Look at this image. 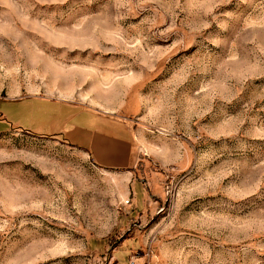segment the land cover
<instances>
[{"label":"rangeland","instance_id":"obj_1","mask_svg":"<svg viewBox=\"0 0 264 264\" xmlns=\"http://www.w3.org/2000/svg\"><path fill=\"white\" fill-rule=\"evenodd\" d=\"M0 264H264V0H0Z\"/></svg>","mask_w":264,"mask_h":264},{"label":"crops","instance_id":"obj_2","mask_svg":"<svg viewBox=\"0 0 264 264\" xmlns=\"http://www.w3.org/2000/svg\"><path fill=\"white\" fill-rule=\"evenodd\" d=\"M102 116L112 118L106 114L100 113ZM114 120V118H113ZM116 123L124 127V136L129 139H115L112 135L106 133H98L89 138L86 132L75 128L73 130H58L52 134H34L36 136H54L62 139L65 144L70 147L82 150L90 159L91 162L98 168L104 170H131L134 166L135 159L129 158L132 150V134L129 126L121 121L114 120ZM19 129V128H16ZM20 130V129H19ZM28 132V131H27ZM86 136V137H84ZM132 185V189L135 187ZM135 203L134 198L131 200ZM136 204V203H135Z\"/></svg>","mask_w":264,"mask_h":264}]
</instances>
